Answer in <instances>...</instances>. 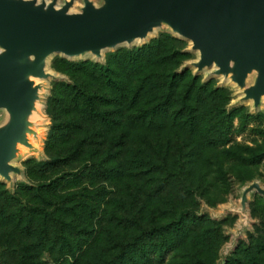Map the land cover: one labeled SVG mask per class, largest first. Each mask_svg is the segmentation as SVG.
<instances>
[{"label": "rangeland", "instance_id": "374dc122", "mask_svg": "<svg viewBox=\"0 0 264 264\" xmlns=\"http://www.w3.org/2000/svg\"><path fill=\"white\" fill-rule=\"evenodd\" d=\"M76 1L75 11H79L82 0ZM160 37L175 42L170 44L171 58L155 70H171L177 76L187 70L169 98L166 115L153 117L147 126L122 123L111 132L125 141L115 146L122 152L120 165L110 163L107 167L112 170L92 178L85 174V180L56 181L55 192L42 193V200L40 185L75 170L73 164L41 165L49 160L46 143L53 119L46 109L50 98L55 95L71 110L62 114L63 120L79 117L66 95L65 86L73 85L69 68L85 62L105 65L109 55ZM196 59L189 41L164 25L146 41L107 50L99 59L51 56L48 66L54 76L46 81L39 118L33 122L42 133L34 137L41 149L31 148L17 158L14 165L20 174L11 181L0 178V264H254L253 259L264 264V197L250 193L245 216L238 212L244 187L252 182L264 187V103L253 107L240 101L241 94L231 83L207 70L197 72L191 64ZM192 80L206 87L208 102L183 99ZM252 81L249 78L246 86ZM104 93L110 101L123 100L108 90ZM133 96L126 97L129 109L121 106L117 119L128 121L158 102L154 97ZM116 108L115 104L101 107L108 114ZM203 110L208 111L209 121H204ZM3 120L0 109V125ZM221 126L228 133L220 141L214 132ZM63 147L64 156L71 146ZM125 158L132 159L128 170ZM4 192L13 197L11 207L4 203ZM65 197L69 199L65 206L78 207L75 212L48 208L47 201ZM63 243L64 250L58 252ZM249 243L259 250L247 253Z\"/></svg>", "mask_w": 264, "mask_h": 264}, {"label": "water", "instance_id": "95a60500", "mask_svg": "<svg viewBox=\"0 0 264 264\" xmlns=\"http://www.w3.org/2000/svg\"><path fill=\"white\" fill-rule=\"evenodd\" d=\"M56 2L0 0V109L10 114L0 125V178L6 181L10 172L20 174L8 161L16 142L25 143V133L31 132L23 116L33 106L36 87L25 75L46 78L51 53L75 58L89 51L99 59L102 50L133 45L164 25L199 52L191 63L197 72L214 64V73L230 74L254 107L264 103V0H103L99 6L82 0L77 12L68 11L73 0L59 7ZM31 55L30 66L21 64ZM252 70L257 75L246 86ZM249 193L264 197V187L258 182L244 187V211Z\"/></svg>", "mask_w": 264, "mask_h": 264}, {"label": "trees", "instance_id": "16d2710c", "mask_svg": "<svg viewBox=\"0 0 264 264\" xmlns=\"http://www.w3.org/2000/svg\"><path fill=\"white\" fill-rule=\"evenodd\" d=\"M171 42H175V39L160 37L141 47L109 55L105 65L85 62L69 68L73 85L65 86L66 95L74 102V108L78 109L79 117L63 120L64 115L62 114H68L71 110L63 106V101L58 100L55 95L50 98L46 109L53 119L46 143V154L49 160L42 162L41 165L54 168L73 164L75 170L62 175L49 184L40 185L39 196L42 200H44L42 193L50 195L55 192L53 184L56 181L65 179L85 180V174L88 178H92L103 171L112 170L113 167H107L110 163L115 164L117 162L120 165L122 152L115 146H120V142L124 145L125 141L123 139L117 140L111 132L118 126H122V123H125V127H134V124L137 127L147 126L153 117L163 118L166 115L168 104H170L168 103L169 98L176 93L187 71L185 69L181 75H178L180 79L177 80L178 76L171 73V70H155V67L164 64L166 59L171 58ZM195 84V81L192 80L191 86L186 88V92L184 91L183 99H192L197 104L208 102L210 97L206 87ZM105 90H108L113 96H121L122 102H117L116 98H112L110 101L104 93ZM131 93L134 95V99L136 97H154L158 102L143 108V112L138 116L124 122L117 117L121 116L123 109L120 108L121 106L129 109V105L125 102L128 101L126 97ZM107 104H115L117 108L108 114V111L101 109ZM56 109H59L57 113L54 111ZM202 112L204 121H209L208 111L203 110ZM146 115H150V118L148 119ZM227 133L225 126L215 129L214 132L216 140L220 141L226 137ZM62 145L71 146L69 150L67 149L68 151H65L64 156L62 155L64 151ZM131 161L132 159L126 160L129 166L126 168L127 170L131 168ZM2 194L7 195L5 192ZM4 199H6L4 203L11 207L10 202L13 197L7 195ZM67 199V197L63 198L59 201L60 203L54 201H47L46 203L50 204L48 208L53 207L56 211L61 210L62 213L75 212L78 207L69 208L65 206L64 202H68ZM40 213L44 212L40 211ZM257 234L259 233L257 232ZM76 238H80L78 233ZM64 241H67L65 237ZM64 245L65 243L61 244L62 247H59L58 252L64 250ZM70 246L71 243L68 242L67 248ZM245 249L247 253H251L255 249L259 250V246L255 248L249 243ZM252 261L254 264H260L256 259Z\"/></svg>", "mask_w": 264, "mask_h": 264}, {"label": "bare ground", "instance_id": "6f19581e", "mask_svg": "<svg viewBox=\"0 0 264 264\" xmlns=\"http://www.w3.org/2000/svg\"><path fill=\"white\" fill-rule=\"evenodd\" d=\"M37 1H40V0H37ZM67 1H69V0H67ZM49 2H50V0H44L45 4H47ZM77 4H78V2L76 0H73V3H72V5H71V7L69 8L68 11L69 12H77V11H75V6ZM93 4H94V6H96L95 3H93ZM61 5L62 4L59 2V0H57L55 7H59ZM81 6H82V3L80 5V8H81ZM156 29H158V28H153V30L148 32L147 35L145 37H143V38H136L131 44H136V43H141V42L146 41L147 39H149L155 33ZM103 52H104V50L101 51V54H103ZM195 53L197 54V59H198L199 52L196 50ZM54 54L55 53L49 54L46 57V59H45L44 72L47 74L46 78L33 76L29 72H27V74L25 75V78L30 80V81H32L33 85L36 87V97H35V99L32 102L33 106L30 109V111L23 116V119L28 123V127L31 129V132H26L25 133V143H22V142H19V141L16 142L15 148H14V157L11 160L8 161V163L11 164V165H14V162L17 160V158L19 156H26L29 153L31 148L37 149L39 151L41 149L40 148L41 147L40 146V140H35L34 137H38L42 133L34 128V123L33 122L39 118V114H38V108L39 107L38 106H39V101H41V103H42V96H43V91H44V87H45L46 81L49 78H52L54 76V74L50 71L49 66H48L49 59ZM86 55L93 56L89 51H86V52L84 51V52H82V53H80V54H78V55H76L74 57H82V56H86ZM32 60H33V56L32 55L28 56L25 60L21 61V64L26 65V66H30V64L32 63ZM215 69H216V67L213 64V65H211L208 68L202 69V71L203 70H207V71H209V73L211 75L218 77L222 81L231 83L233 86H235L237 88V90L241 94V96L239 97L240 98L239 100L242 101V102H251L252 106L254 107L253 101L251 99H244V90H243V88L239 87L231 79L230 74H228L227 76H224L223 74L216 75L214 73ZM256 75H257V72L255 70H252L250 73L247 74L245 80L247 81L249 78H252V80L254 81ZM261 101H264V96H261ZM1 109L4 111V120L2 122V124H3V123H6V122H8L10 120V114L8 113V111L5 108H1ZM42 114H43V109H42ZM44 134H45V126H44ZM43 137H44V135H43ZM9 175H10V177H12L13 175H16V174L14 172H10ZM247 199H248V196H247ZM242 201H243V190L241 192L240 208H239L238 212L241 213L242 216H245V211H244V209H243V207L241 205ZM229 207H230V209H232V205H229Z\"/></svg>", "mask_w": 264, "mask_h": 264}]
</instances>
